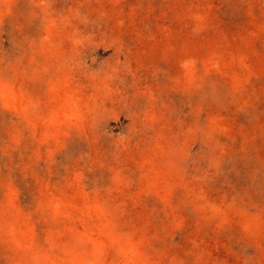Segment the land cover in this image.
<instances>
[{
	"label": "rangeland",
	"instance_id": "1",
	"mask_svg": "<svg viewBox=\"0 0 264 264\" xmlns=\"http://www.w3.org/2000/svg\"><path fill=\"white\" fill-rule=\"evenodd\" d=\"M0 264H264V0H0Z\"/></svg>",
	"mask_w": 264,
	"mask_h": 264
}]
</instances>
